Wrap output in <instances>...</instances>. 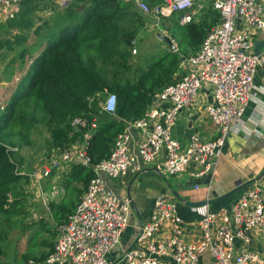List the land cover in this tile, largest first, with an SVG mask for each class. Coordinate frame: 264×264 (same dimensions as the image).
<instances>
[{
    "label": "built area",
    "instance_id": "built-area-1",
    "mask_svg": "<svg viewBox=\"0 0 264 264\" xmlns=\"http://www.w3.org/2000/svg\"><path fill=\"white\" fill-rule=\"evenodd\" d=\"M24 1L0 0V22L15 18ZM121 1L157 21L180 13L183 25L208 7L219 13V20L206 31L199 48L182 57L179 77L155 94L140 118L127 122L117 133L108 157L91 166L94 175L56 228L51 251L42 260L28 258L26 264H109L107 254L120 243L128 224L131 199L114 191L105 176H126L152 165L164 177L188 172L198 188L199 180L213 170L232 127L242 123L255 94L254 78L264 62L253 51V36L264 30V9L258 0ZM205 86L210 88L212 101L203 111L218 135L203 140L193 133L181 148L172 136V126L181 111L197 103ZM100 110L112 115L115 106L105 100ZM87 125L82 117L71 119L74 130ZM95 127L93 121L91 128ZM131 129L138 133L134 148ZM90 137L87 131L74 147H57L42 170L44 175L53 169L68 171L75 162L89 166L86 143ZM19 172L30 182L36 178V173ZM200 207V218L185 223L175 196L159 194L149 219L138 227L133 245L123 251L122 264H264V174L230 206Z\"/></svg>",
    "mask_w": 264,
    "mask_h": 264
},
{
    "label": "trees",
    "instance_id": "trees-1",
    "mask_svg": "<svg viewBox=\"0 0 264 264\" xmlns=\"http://www.w3.org/2000/svg\"><path fill=\"white\" fill-rule=\"evenodd\" d=\"M30 1L22 3L21 15H24V7L31 4ZM146 1L156 4L161 0ZM63 6L68 21L59 32L51 35L47 44L30 63L25 76L2 111L0 133L12 120L24 126L28 98L34 101V105H38L37 116L30 121L43 123L48 128L52 148L68 146L69 143L82 139L85 132L91 131V137L86 143L90 165L75 162L67 173V183H79L81 187L76 192L81 194L94 175L91 166L108 157L114 139L124 129L125 122L140 118L155 94L177 79L175 73L179 69L181 57L174 52H167L141 69L134 81H123L117 76L108 79L99 67L100 64L117 53L114 48L119 34H122L126 45H131L137 25L143 22L142 16L137 11H129L128 7L132 5L121 0H68ZM20 13L6 22L25 26L22 21H17ZM172 16L177 17L179 22L180 13ZM197 17L198 20L179 24L193 53L199 48L206 31L218 22L219 13L208 7L198 13ZM124 21H128V27L119 24ZM4 23L0 22V26ZM101 92L116 94L114 114L101 111L96 101L90 103L89 99ZM76 116L84 118L88 125L74 130L71 119ZM93 121L96 122L95 128H91ZM19 168L15 152L0 135V216L9 217L20 213L17 205L19 201L15 198L19 191L17 189L27 185L29 178L21 174ZM10 195L15 199H11ZM49 208L61 223L73 209L54 202L49 203ZM32 226L36 233L46 232L52 237L57 234V226L54 230V226H48L43 219L34 222ZM53 243L52 240L42 242L50 251ZM45 256L34 259L41 260ZM27 257L23 255L24 259Z\"/></svg>",
    "mask_w": 264,
    "mask_h": 264
},
{
    "label": "rangeland",
    "instance_id": "rangeland-1",
    "mask_svg": "<svg viewBox=\"0 0 264 264\" xmlns=\"http://www.w3.org/2000/svg\"><path fill=\"white\" fill-rule=\"evenodd\" d=\"M30 3L25 5L24 15L20 13L17 20L25 23V26L14 22H5L0 26V116L2 107L9 103L32 60L44 48L51 35L59 32L68 21L65 18V3L60 0H31ZM128 10L137 11L143 22L137 25L130 46L124 43L122 34L117 36L115 40L118 43L114 48L117 53L99 66L105 77L110 79L117 76L120 80L134 81L141 69L167 52H174L178 56L189 53L177 17L170 16L157 21L142 15L134 6H129ZM120 23L122 27L129 26L128 21ZM168 38L173 41L172 45L177 47V51L166 41ZM105 98L106 93L101 92L89 100L90 103L96 101L101 107ZM27 100L24 126L12 120L0 133L2 140L15 152L21 166L19 169L25 173H36L34 180L17 189L19 191L15 198L19 201L17 205L20 213L9 217L0 216L2 263L26 264L28 257L34 259L44 253L48 247L43 246V240L54 241L55 237L46 232L36 233L32 224L41 218L48 226H54L52 228L55 230L61 222H57L55 214L50 211L49 203H62L71 209L80 195L76 192L81 187L79 183H67L68 172L53 169L49 175H44L42 170L48 165L50 155L57 147H51L50 133L43 123L30 121L32 117L36 118L38 105H34L30 98ZM77 143L75 140L67 147L72 148ZM10 198L15 199L13 195ZM23 255L28 257L24 259Z\"/></svg>",
    "mask_w": 264,
    "mask_h": 264
},
{
    "label": "crops",
    "instance_id": "crops-1",
    "mask_svg": "<svg viewBox=\"0 0 264 264\" xmlns=\"http://www.w3.org/2000/svg\"><path fill=\"white\" fill-rule=\"evenodd\" d=\"M258 1L264 9V0ZM197 15L194 16L193 20L199 19ZM263 37L264 30H261L253 36V42L257 38ZM177 50L176 47L174 51ZM261 50L264 57V47ZM192 53L190 50L186 55L179 54V57H181L180 62L183 56ZM181 72L182 70L180 71L179 67L175 76L177 77V74ZM254 93V96L247 105L242 123H238L232 127L233 131L229 133L225 140L213 170L204 179L206 182L202 181L200 183L201 186L198 188L191 187V183L194 180L188 172L173 176L170 179V177L158 174L152 165H147L140 171L126 176L115 178L105 176L108 185L114 191L126 193L131 199L128 224L121 234L120 243L107 254L109 264L123 263L121 261L123 251L133 245L138 227L149 219L153 210L154 199L159 194L175 196L173 192L175 191L180 197L189 201L215 198L227 193L240 183L255 179L264 172V62L258 67L254 78ZM211 101L210 88L205 86L199 91L197 103L179 113L175 124L172 126V136L178 141L181 148H184L188 144L189 137L193 133H197L203 140H211L218 135L216 126L203 111V106ZM5 107L6 105L1 110ZM126 125L127 122H125L124 128ZM131 133L130 146L134 148L138 133L134 129H131ZM66 172H69V170ZM252 184L253 182L218 202L208 204L209 209L217 210L221 207L230 206ZM177 206L178 214L185 223L195 222L201 216L202 208L200 206H186L178 200ZM59 221L57 220V222ZM48 251H50L49 248L36 259L43 255L45 256L48 254Z\"/></svg>",
    "mask_w": 264,
    "mask_h": 264
},
{
    "label": "water",
    "instance_id": "water-1",
    "mask_svg": "<svg viewBox=\"0 0 264 264\" xmlns=\"http://www.w3.org/2000/svg\"><path fill=\"white\" fill-rule=\"evenodd\" d=\"M166 41H167L168 43H171V45L173 44V42H172V40H171L170 38L166 39ZM263 47H264V37H263V38H257V39L254 41V48H253V51H254V53H255L256 55H258V57H261V56H262L263 51H262L261 49H262ZM172 48L175 49L176 47H175L174 45H172ZM263 174H264V172L261 173V175H259V176L256 177L255 179H252V180H250V181H246V182H244V183H240V184H238L235 188H233V189H231L230 191H228L227 193H225V194H223V195H221V196L215 197V198L204 199V200H200V201H189V200H186V199L180 197V195H179L178 193H176L175 191H173V192H174V194H175L176 199H177L179 202L183 203L184 205H186V206H190V207H199V206H202V205H205V204H212V203L218 202V201H220V200H222V199L228 197L229 195H231V194H233V193L239 191V190L242 189L243 187H245V186H247L248 184L254 182V181L257 180V179H259ZM204 179H205V178H201V179L199 180V182H198V183H199V186H201L200 183H202V181H203L204 183L206 182V180H204ZM194 184H196V182H195V183H191V185H192L191 187H194Z\"/></svg>",
    "mask_w": 264,
    "mask_h": 264
},
{
    "label": "clouds",
    "instance_id": "clouds-1",
    "mask_svg": "<svg viewBox=\"0 0 264 264\" xmlns=\"http://www.w3.org/2000/svg\"><path fill=\"white\" fill-rule=\"evenodd\" d=\"M105 100H108V103H112L115 107L117 105V96L115 93L113 92H107L106 93V98L104 99Z\"/></svg>",
    "mask_w": 264,
    "mask_h": 264
}]
</instances>
